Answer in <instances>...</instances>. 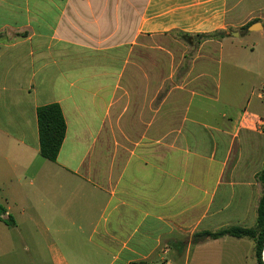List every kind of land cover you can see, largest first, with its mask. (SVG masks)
I'll use <instances>...</instances> for the list:
<instances>
[{"label":"crops","instance_id":"1","mask_svg":"<svg viewBox=\"0 0 264 264\" xmlns=\"http://www.w3.org/2000/svg\"><path fill=\"white\" fill-rule=\"evenodd\" d=\"M226 51L248 80L224 92ZM260 89L264 0H0V259L257 264L252 239L193 236L256 225ZM55 103L52 162L37 109Z\"/></svg>","mask_w":264,"mask_h":264},{"label":"trees","instance_id":"2","mask_svg":"<svg viewBox=\"0 0 264 264\" xmlns=\"http://www.w3.org/2000/svg\"><path fill=\"white\" fill-rule=\"evenodd\" d=\"M254 20L245 26L247 29L252 24L258 22ZM224 37L225 33H216L212 37ZM210 36H197L198 41L202 38H209ZM37 122L39 130L40 154L43 158L55 162L64 142L67 125L63 112L59 104H49L41 106L37 109ZM257 180L263 185V194L259 201L257 208V221L253 228L242 227H226L217 231H202L194 234L193 242L203 240H215L225 236L234 238H249L255 242V257L257 264H264L262 252L264 248V171L258 174ZM4 209L0 205V220L7 225H12L13 220L3 219Z\"/></svg>","mask_w":264,"mask_h":264},{"label":"rangeland","instance_id":"3","mask_svg":"<svg viewBox=\"0 0 264 264\" xmlns=\"http://www.w3.org/2000/svg\"><path fill=\"white\" fill-rule=\"evenodd\" d=\"M176 37L181 41H183V40H186V42L189 41L188 38L183 37V36L181 37V35H176ZM197 39L198 38L194 37L190 42L192 44H194L198 41ZM241 40L243 42L242 43V45H243L242 49H248L249 50V45H250V43H248L249 40L246 39L244 36L241 38ZM228 54H229V52L226 51L225 57L227 60V64L225 65V72H224V76H223V86L225 87V89H223L224 92H227L226 86H229L232 83H239L240 81L245 83L248 80V75L244 71H236V72L233 71V72H231V70L227 67V66H229L228 62L230 60V56ZM240 54H244V50ZM241 58H243V60L240 61V65H243L245 63L244 56H242ZM259 92H261V94H262L264 92V89H260ZM257 93H258V89H257V91H255V94H257ZM262 101L264 102V97L262 98ZM0 254L4 258V253L1 252ZM0 264H5V259H0Z\"/></svg>","mask_w":264,"mask_h":264},{"label":"water","instance_id":"4","mask_svg":"<svg viewBox=\"0 0 264 264\" xmlns=\"http://www.w3.org/2000/svg\"><path fill=\"white\" fill-rule=\"evenodd\" d=\"M262 28H263V25L260 24V23L254 24L253 26L250 27V29L252 31H256V30H259V29H262Z\"/></svg>","mask_w":264,"mask_h":264},{"label":"built area","instance_id":"5","mask_svg":"<svg viewBox=\"0 0 264 264\" xmlns=\"http://www.w3.org/2000/svg\"><path fill=\"white\" fill-rule=\"evenodd\" d=\"M261 97H262V98L264 97V92L261 94Z\"/></svg>","mask_w":264,"mask_h":264}]
</instances>
